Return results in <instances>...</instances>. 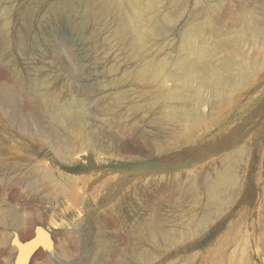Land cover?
Returning a JSON list of instances; mask_svg holds the SVG:
<instances>
[{
    "label": "rangeland",
    "instance_id": "374dc122",
    "mask_svg": "<svg viewBox=\"0 0 264 264\" xmlns=\"http://www.w3.org/2000/svg\"><path fill=\"white\" fill-rule=\"evenodd\" d=\"M200 2L206 9L216 7L219 13V19L213 21L217 36L208 39V44L215 45L218 41L230 43L234 48L230 58L243 65L247 73L243 86L231 92L221 103L210 90L199 88L200 97L205 101L200 111L203 123L208 129L214 127L217 133L208 136V130L204 131V128L196 140L166 143L159 153L147 155L146 151L136 160L117 151L95 155L106 165L85 168L87 156L91 154L81 153L71 163H66L55 154L51 144L40 138L35 124L31 125V134L25 135L0 116V148L6 145L15 154L14 169L8 176L0 173V264H96L98 261L94 256L100 253L103 257L101 264H117L120 258L130 261L131 250L141 239V233L135 222L121 220L117 213L112 212L111 206L136 185L144 184L150 187L148 191L161 190L162 185L158 181L169 174L166 169L142 172L137 171V167L158 165L169 160L168 165L177 171L189 172L207 191L206 175L201 174L203 163L237 151L241 153L236 177L238 188L225 196L222 210L211 212L205 231L197 236L203 241L193 247L195 235L190 231L187 238L178 237L162 249L156 247L153 261L146 263L139 258L134 263L205 264L211 255L213 260L226 264L221 251L229 248L226 241L235 240L241 244L247 264H264V245L255 221L259 208H263L257 191L264 185V36L256 27L264 9V0ZM43 6L44 3L32 2L30 13L21 21L18 30L23 36L22 44L46 52L41 69L53 78L57 89L75 91L81 86H91L98 94H104L100 93L103 81L105 84L110 75L117 77L119 91L126 97L119 105L121 122L126 128L125 138H133L135 144L140 145L154 137L155 131L146 129L138 118L140 113L145 115L141 110L152 102L147 89H142L131 76L141 64L139 60L136 61L137 58L125 49L103 19L99 18L94 23L97 40L94 49L89 47L83 36L81 10L68 8L52 26L42 19ZM178 26L177 30L181 28V22ZM39 33L45 39H36ZM3 44L0 42V83H9V78L1 73ZM228 54L222 50L218 54L221 57L217 58L221 61ZM170 56L164 53L160 58L168 59ZM113 65L123 68L124 72H105L106 67ZM104 89V92L108 90ZM222 108H226L227 116L221 112ZM39 166L57 176L56 191L47 196L29 187L28 173ZM133 200L139 203L142 199L133 196ZM173 201L169 195L162 197L150 193L145 202L156 206ZM186 210L182 209L180 214ZM80 225H92L94 230L91 233L85 228L78 231L81 242H74L73 234ZM168 227L172 232L184 230L174 221L168 223ZM40 231L46 233L47 240L29 252V246ZM103 240L110 244L106 256L102 251L109 244L104 245ZM149 250L148 246L142 248L143 252Z\"/></svg>",
    "mask_w": 264,
    "mask_h": 264
},
{
    "label": "bare ground",
    "instance_id": "6f19581e",
    "mask_svg": "<svg viewBox=\"0 0 264 264\" xmlns=\"http://www.w3.org/2000/svg\"><path fill=\"white\" fill-rule=\"evenodd\" d=\"M32 2L45 4L42 19L52 26L68 8L81 10L83 36L90 48L95 49L97 44L96 20L101 18L107 23L106 27L141 63L131 76L142 89H147L152 102L141 110L145 115L140 113L138 118L146 129L155 131L154 137L140 145L135 144L133 138H125L126 128L121 122L119 105L126 97L119 91L117 77L110 75L105 84L103 81L100 93L104 94H98L91 86H81L75 91L57 89L53 78L41 69L46 52L21 43L23 36L18 26L29 15ZM200 3V0H0V10L3 9L0 42L5 45L1 73L10 81L0 83V116L25 135L31 134V125L35 124L40 138L51 144L55 154L66 163H71L81 153L91 154L87 156L85 168L106 165L95 155L117 151L136 160L146 151L147 155L159 153L166 143L196 140L204 128V131L208 130V136L215 135L217 130L214 127L210 129L211 126L208 129L203 123L200 111L205 101L200 97L199 88L210 90L221 103L231 92L243 86L247 73L243 65L230 58L234 51L230 43L218 41L215 45L208 44V39L217 36L213 21L219 19V13L216 7L206 9ZM261 11L256 27L264 36V9ZM179 22L182 26L177 30ZM36 39L45 37L39 33ZM222 50L229 54L220 61L217 56ZM164 53L171 56L161 59ZM117 71L124 72L123 68L114 65L105 69L108 74ZM104 88L108 89L107 93ZM221 112L226 116L229 114L226 108ZM2 148L0 173L8 176L14 169L15 154L6 145ZM240 157L241 153L237 151L203 163L201 174L206 175L207 191L189 172L177 171L168 165L169 160L158 165L134 167V170L142 172L166 169L169 174L158 181L162 185L161 190L148 191L150 187L136 185L111 206L112 212L117 213L121 220L135 222L141 233V239L131 250L130 261L120 258L117 264H135L139 258L149 263L156 258V247L162 249L178 237L187 238L190 231L195 235L192 245L197 247L203 241L197 236L205 231L211 212L222 210L225 196L238 188L236 177ZM27 178L29 187L37 193L47 196L56 191L57 176L44 171L41 166L29 171ZM150 193L162 197L169 195L174 201L148 205L145 201ZM133 196L142 200L138 203ZM257 198L263 208H259L255 221L264 245V185L257 191ZM184 208L187 210L180 214ZM172 221L181 224L184 230L170 231L168 223ZM84 228L89 233L94 230L92 225L77 226L72 238L74 242H81L77 232ZM46 240V233L40 231L29 246V252ZM103 241L104 245L109 244L107 240ZM226 245L229 248L221 251L226 264H247L239 242L226 241ZM144 246L150 250L143 252ZM109 247L110 244L102 251L104 256ZM91 252L97 254L93 249ZM94 257L98 261L96 264L102 263L101 253ZM205 264H220V261L209 255Z\"/></svg>",
    "mask_w": 264,
    "mask_h": 264
}]
</instances>
